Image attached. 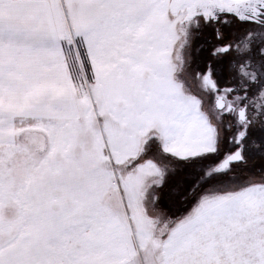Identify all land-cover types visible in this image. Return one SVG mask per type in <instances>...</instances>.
Listing matches in <instances>:
<instances>
[{"label": "snow or ice", "instance_id": "6c2138e0", "mask_svg": "<svg viewBox=\"0 0 264 264\" xmlns=\"http://www.w3.org/2000/svg\"><path fill=\"white\" fill-rule=\"evenodd\" d=\"M0 264H264V0H0Z\"/></svg>", "mask_w": 264, "mask_h": 264}]
</instances>
